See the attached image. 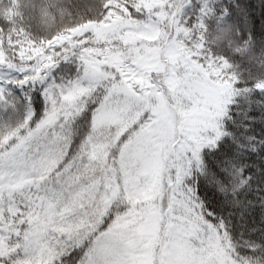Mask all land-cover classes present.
<instances>
[{
    "label": "snow or ice",
    "instance_id": "6c2138e0",
    "mask_svg": "<svg viewBox=\"0 0 264 264\" xmlns=\"http://www.w3.org/2000/svg\"><path fill=\"white\" fill-rule=\"evenodd\" d=\"M0 264H264V0H0Z\"/></svg>",
    "mask_w": 264,
    "mask_h": 264
}]
</instances>
